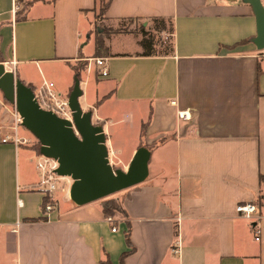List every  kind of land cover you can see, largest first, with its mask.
Returning a JSON list of instances; mask_svg holds the SVG:
<instances>
[{
	"label": "crops",
	"instance_id": "0c3cea01",
	"mask_svg": "<svg viewBox=\"0 0 264 264\" xmlns=\"http://www.w3.org/2000/svg\"><path fill=\"white\" fill-rule=\"evenodd\" d=\"M97 3L0 0V62L33 90L53 82L64 98L72 65L85 62L78 99L102 126L111 164L126 169L138 147L155 143L148 175L125 189V214L116 211L111 222L101 199H70L66 176L46 211L49 199L35 186L40 153L10 128L9 108L0 104V264H119L131 247L122 264H264V48L254 43L252 6L110 0L102 21H139L140 29L103 33L107 54L94 56ZM153 18L172 22L168 49L141 43ZM88 57H104L107 75ZM14 133L26 141H2ZM247 201L258 218L235 212Z\"/></svg>",
	"mask_w": 264,
	"mask_h": 264
},
{
	"label": "water",
	"instance_id": "95a60500",
	"mask_svg": "<svg viewBox=\"0 0 264 264\" xmlns=\"http://www.w3.org/2000/svg\"><path fill=\"white\" fill-rule=\"evenodd\" d=\"M244 1L252 6L256 18L254 43L257 48H264V5L261 0ZM0 91L14 104L21 124L38 140L39 153L57 161L55 173L71 179L68 193L75 204L103 199L131 188L147 177L150 150L145 146L135 150L126 169L113 168L102 126L93 123L91 111L83 110L80 105L78 98L82 90L77 76L68 96L73 123L41 108L33 89L16 78L13 71L5 69L2 62Z\"/></svg>",
	"mask_w": 264,
	"mask_h": 264
},
{
	"label": "built area",
	"instance_id": "2783aa9c",
	"mask_svg": "<svg viewBox=\"0 0 264 264\" xmlns=\"http://www.w3.org/2000/svg\"><path fill=\"white\" fill-rule=\"evenodd\" d=\"M18 6L16 5V8ZM94 61L97 66L101 68L100 73L102 76L107 75V69L105 65V58L104 57H88L87 61L91 62ZM34 98L38 105L46 110H50L54 112L57 116L69 120L73 123L72 120V111L68 105V98H64L57 94L54 90V83L53 82H47L43 81L39 86H37L34 90ZM3 103H1L2 105ZM5 106V105H2ZM6 107V106H5ZM15 114L14 119H12L10 128L12 130H16L17 127L21 124V117L18 114L16 108H15ZM12 113V112H11ZM178 116L182 119H189L190 115L186 111H179ZM72 128L74 130V133L78 135L74 125L72 124ZM7 140H12L13 142H21L26 141L25 139H22L17 136L16 133L14 135L9 136L6 135L4 138H2V141L5 142ZM109 158V153H108ZM109 162L110 158H109ZM57 161L51 157L44 156L42 154L38 155V161H37V168L39 170L40 178L38 182L35 184V186L41 190L45 196L49 199L48 202L45 204L44 208L46 211H49L53 208V202H52V193L57 188V183L61 178H64V176H60L55 173V168L57 167ZM235 212L243 217H246L248 219L258 218V207L253 201H247L243 203H239L235 205ZM108 221H112V217H107ZM112 230H115V227L112 228ZM254 238L255 240L260 239V233L258 229H254ZM178 251V250H174Z\"/></svg>",
	"mask_w": 264,
	"mask_h": 264
},
{
	"label": "rangeland",
	"instance_id": "374dc122",
	"mask_svg": "<svg viewBox=\"0 0 264 264\" xmlns=\"http://www.w3.org/2000/svg\"><path fill=\"white\" fill-rule=\"evenodd\" d=\"M98 14H99V5L96 8L93 23L90 27V34L92 35L91 37L93 38V42L95 40L97 28H103L105 30L104 33L110 32V31L127 32L128 29H131V30H139L140 29V26H139L140 22L139 21H133V20H125L122 23H119L118 26H114V27L109 26L110 23L108 21H102L104 19V16H101V15L99 16ZM160 27H162L164 29L160 30L159 29ZM168 31H169V23L167 20L164 23H159L157 21L151 20L150 22H148V24L146 25L145 30L143 32H144L145 40L149 41L152 45H155L153 47L155 50L162 51V50L168 49V46L170 45L171 36L168 33ZM93 54H94V52H93ZM76 65L79 67L81 65V63L78 62V64H76ZM1 103H3L2 105H5L6 107L9 108L8 113L10 114L11 118L14 119L15 106H14V104L8 102L4 98L2 91H0V104ZM5 106H3V107H5ZM18 129L25 134V139H27V142L32 144L35 147V149H38L39 142L35 138V136L28 129H26L22 124H20ZM18 137L24 139L23 136L18 135ZM112 166H113V168H121V167L114 165V164ZM123 192H125V190L116 192V193H114L108 197H119V198H121Z\"/></svg>",
	"mask_w": 264,
	"mask_h": 264
},
{
	"label": "trees",
	"instance_id": "16d2710c",
	"mask_svg": "<svg viewBox=\"0 0 264 264\" xmlns=\"http://www.w3.org/2000/svg\"><path fill=\"white\" fill-rule=\"evenodd\" d=\"M110 0H98L97 6L99 5V16H104V13L106 12L108 6H109ZM25 10L24 6H21L20 9H18L16 11L15 14V19L16 20H22L25 18L23 11ZM22 12V14H21ZM152 20L157 21L159 23H164L166 20L163 18H153ZM169 23V32L172 33V22L170 20H167ZM160 30H163L164 28L160 27ZM104 32L99 33L96 31V36H95V40H94V56H105L107 54V47L104 44V37L102 36ZM144 47L147 48V46L149 47V45L151 44L149 41H142L141 42ZM152 47V45H151ZM78 64V63H77ZM85 62L81 63V65L78 67L76 64L72 65V68L74 69V72L76 74V76L79 79V73L80 71L83 69ZM143 127V126H142ZM155 144V143H154ZM150 146H146L148 149H151L153 147V145ZM37 151H39V147L38 149H36ZM125 194V193H124ZM125 197V195L121 196V198L119 197H105L103 199H101V205H102V211L104 213L105 216H111L112 214H114L116 211L120 212L122 214H125V210L122 207V199ZM125 239L126 242L128 244V246L131 247V243L129 240V228L126 230L125 232ZM132 251V247L124 252H122L121 256H120V261L119 264H122L124 257L130 252ZM111 264L109 261H104V262H100L99 264Z\"/></svg>",
	"mask_w": 264,
	"mask_h": 264
}]
</instances>
